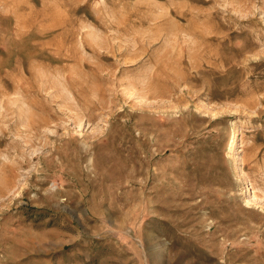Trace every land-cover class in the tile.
<instances>
[{"label":"rangeland","instance_id":"374dc122","mask_svg":"<svg viewBox=\"0 0 264 264\" xmlns=\"http://www.w3.org/2000/svg\"><path fill=\"white\" fill-rule=\"evenodd\" d=\"M0 264H264V0H0Z\"/></svg>","mask_w":264,"mask_h":264},{"label":"bare ground","instance_id":"6f19581e","mask_svg":"<svg viewBox=\"0 0 264 264\" xmlns=\"http://www.w3.org/2000/svg\"><path fill=\"white\" fill-rule=\"evenodd\" d=\"M247 191H248V190H247ZM249 192H250V191H249ZM249 192H248V193H249Z\"/></svg>","mask_w":264,"mask_h":264}]
</instances>
